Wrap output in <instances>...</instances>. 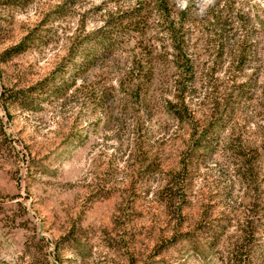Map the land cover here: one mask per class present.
<instances>
[{"label":"rangeland","instance_id":"1","mask_svg":"<svg viewBox=\"0 0 264 264\" xmlns=\"http://www.w3.org/2000/svg\"><path fill=\"white\" fill-rule=\"evenodd\" d=\"M162 5L0 0V264H264V0Z\"/></svg>","mask_w":264,"mask_h":264},{"label":"trees","instance_id":"2","mask_svg":"<svg viewBox=\"0 0 264 264\" xmlns=\"http://www.w3.org/2000/svg\"><path fill=\"white\" fill-rule=\"evenodd\" d=\"M158 1H159V4L162 5V1H164V0H158ZM138 14H139V10H137V9L130 10V16H136ZM112 25H113L112 23H108L107 26L109 27ZM109 30H116V29H113L111 27L110 29L96 30V31H93L92 33L88 34L84 38L83 43L90 45V48L84 52V54H85L84 58L86 59V61H91V60L97 59L101 55H103L105 52H109L111 50L115 36H114V34H112L113 31H109ZM117 32L118 31H115V34ZM119 34H121V33H119ZM13 50H15V49H12V51ZM6 102L7 101L5 99H3V104H5Z\"/></svg>","mask_w":264,"mask_h":264},{"label":"clouds","instance_id":"3","mask_svg":"<svg viewBox=\"0 0 264 264\" xmlns=\"http://www.w3.org/2000/svg\"><path fill=\"white\" fill-rule=\"evenodd\" d=\"M209 3H211V0H209Z\"/></svg>","mask_w":264,"mask_h":264}]
</instances>
